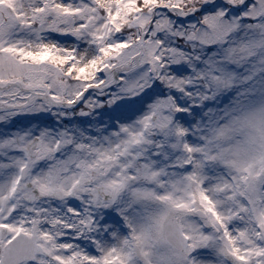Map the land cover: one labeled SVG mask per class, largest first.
Here are the masks:
<instances>
[{"label":"snow or ice","instance_id":"snow-or-ice-1","mask_svg":"<svg viewBox=\"0 0 264 264\" xmlns=\"http://www.w3.org/2000/svg\"><path fill=\"white\" fill-rule=\"evenodd\" d=\"M0 264H264V0H0Z\"/></svg>","mask_w":264,"mask_h":264}]
</instances>
